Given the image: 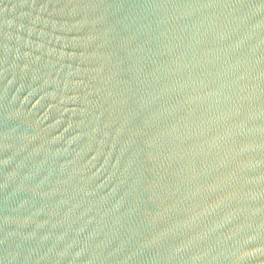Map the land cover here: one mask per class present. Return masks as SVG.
<instances>
[{
	"label": "water",
	"instance_id": "1",
	"mask_svg": "<svg viewBox=\"0 0 264 264\" xmlns=\"http://www.w3.org/2000/svg\"><path fill=\"white\" fill-rule=\"evenodd\" d=\"M263 249L264 0H0V264Z\"/></svg>",
	"mask_w": 264,
	"mask_h": 264
}]
</instances>
